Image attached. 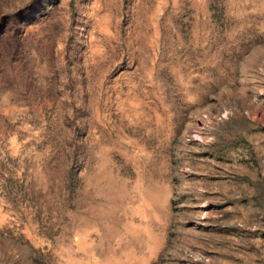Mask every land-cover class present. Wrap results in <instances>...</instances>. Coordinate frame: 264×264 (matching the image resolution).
Listing matches in <instances>:
<instances>
[{"label": "rangeland", "instance_id": "1", "mask_svg": "<svg viewBox=\"0 0 264 264\" xmlns=\"http://www.w3.org/2000/svg\"><path fill=\"white\" fill-rule=\"evenodd\" d=\"M0 264H264V0H0Z\"/></svg>", "mask_w": 264, "mask_h": 264}]
</instances>
